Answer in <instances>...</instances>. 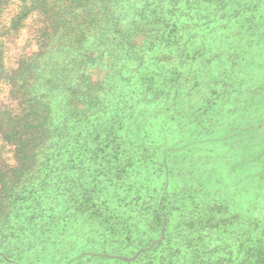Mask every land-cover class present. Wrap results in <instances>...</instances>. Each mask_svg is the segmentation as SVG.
I'll use <instances>...</instances> for the list:
<instances>
[{
  "label": "trees",
  "instance_id": "trees-1",
  "mask_svg": "<svg viewBox=\"0 0 264 264\" xmlns=\"http://www.w3.org/2000/svg\"><path fill=\"white\" fill-rule=\"evenodd\" d=\"M28 3L0 264H264V149L233 154L264 131L244 98L264 0Z\"/></svg>",
  "mask_w": 264,
  "mask_h": 264
},
{
  "label": "rangeland",
  "instance_id": "rangeland-1",
  "mask_svg": "<svg viewBox=\"0 0 264 264\" xmlns=\"http://www.w3.org/2000/svg\"><path fill=\"white\" fill-rule=\"evenodd\" d=\"M28 4V0H0V170L4 171L18 163L16 147L6 139V132L12 120L23 116L26 110L25 102L14 90L15 72L31 53L38 50L39 39L35 36V29L40 26L42 15L36 12L27 14ZM254 44L251 47L253 49L250 50L253 52V57L251 56L250 70L248 69L251 93L244 95V98L249 97L247 102L259 99L260 104L264 105V39L259 43L255 41ZM98 72L97 69L92 71L94 80L99 78ZM227 120L222 119L224 124L220 129H216L215 133L233 132L234 126ZM262 133L251 138L250 141L252 135L248 138V132L242 136L236 135L238 137H235L236 141L243 137V144L233 154L250 158L259 149H264V131ZM210 137L212 136L203 137V147L221 145L219 140L212 143Z\"/></svg>",
  "mask_w": 264,
  "mask_h": 264
}]
</instances>
